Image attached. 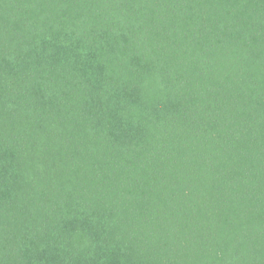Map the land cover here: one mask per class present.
Listing matches in <instances>:
<instances>
[{
  "label": "trees",
  "instance_id": "1",
  "mask_svg": "<svg viewBox=\"0 0 264 264\" xmlns=\"http://www.w3.org/2000/svg\"><path fill=\"white\" fill-rule=\"evenodd\" d=\"M0 264H264V0H0Z\"/></svg>",
  "mask_w": 264,
  "mask_h": 264
}]
</instances>
